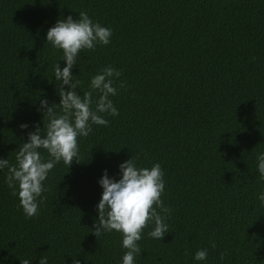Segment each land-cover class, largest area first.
Instances as JSON below:
<instances>
[{
	"label": "trees",
	"instance_id": "16d2710c",
	"mask_svg": "<svg viewBox=\"0 0 264 264\" xmlns=\"http://www.w3.org/2000/svg\"><path fill=\"white\" fill-rule=\"evenodd\" d=\"M80 11L112 37L79 53L78 91L119 70V115L79 138V161L55 165L33 217L0 172V264H121L120 233L92 229L99 178H119L132 156L161 165L170 209L163 239L143 230L135 264H264V0H0V158L14 163L33 125L43 128L41 99L59 103L53 66L65 62L46 32ZM199 249L205 261L193 259Z\"/></svg>",
	"mask_w": 264,
	"mask_h": 264
},
{
	"label": "clouds",
	"instance_id": "9594fccd",
	"mask_svg": "<svg viewBox=\"0 0 264 264\" xmlns=\"http://www.w3.org/2000/svg\"><path fill=\"white\" fill-rule=\"evenodd\" d=\"M111 37V28L93 21L84 11L75 19L71 15L58 19L46 32L47 44L61 51V60L65 62L63 67L59 62L53 66L59 103L41 99L37 111L43 114V128L33 125L34 130L27 133V140L15 152L14 163L0 158V172L5 173V183L26 217L38 214L45 199L44 182L55 165L62 162L69 168L74 159L79 161V138L87 137L93 125L107 126L105 116L119 115L112 100L118 94L115 82L121 76L119 70L111 66L102 68L90 77L89 90L82 94L78 91L81 82L72 71L79 53L95 50L97 45L106 46ZM119 87H124L122 81ZM19 127L25 130L29 125L22 123ZM256 168L258 178L264 181V151L256 154ZM118 169L119 178L110 176L105 169L98 180L102 193L95 205L98 220L92 231L97 237L113 231L120 233L121 247L125 250L121 264H135L136 257L141 255L138 242L146 227L152 225L147 235L153 239H163L168 232L166 220L170 209L161 199L165 190L164 172L159 163L150 168L139 166L133 156L121 161ZM257 199L264 206V190L257 194ZM207 256V249H199L193 259L202 262ZM40 264H48V257L42 256ZM73 264L79 261L74 259Z\"/></svg>",
	"mask_w": 264,
	"mask_h": 264
}]
</instances>
